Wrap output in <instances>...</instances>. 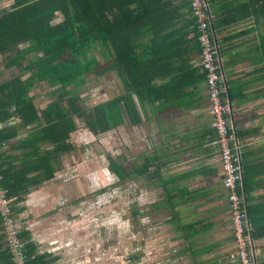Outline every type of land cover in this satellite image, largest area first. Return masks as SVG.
Returning <instances> with one entry per match:
<instances>
[{
  "label": "crops",
  "instance_id": "0c3cea01",
  "mask_svg": "<svg viewBox=\"0 0 264 264\" xmlns=\"http://www.w3.org/2000/svg\"><path fill=\"white\" fill-rule=\"evenodd\" d=\"M2 2L0 9L9 3ZM208 2L241 159L242 188L255 234L253 249L257 264H264V0ZM174 3L181 9L175 20L178 29L175 26L172 31L179 34L180 45L188 42L193 67L200 68L201 54L195 47L197 32L191 23L188 0ZM149 35L146 45L151 43ZM182 50L178 51V61L187 58ZM98 60L103 62L100 68L110 65V60L105 64L101 50ZM19 73L16 67L6 68L0 55L1 80ZM28 76L25 74L23 79ZM102 78L112 84L105 86V91L103 88V95L110 88L113 97L122 93L117 71L99 80ZM175 78L169 76L157 83ZM188 83L190 86L176 95V101L163 99L153 108L147 106V119L143 118L142 124L133 126L127 121L115 129L122 134L124 127L136 130L144 126L146 143H151L146 151L134 156L131 178L135 179H130L131 186L146 180L140 205L149 211L134 209L133 219H121L120 198L115 192L107 195L114 177L121 183L118 176L98 156L79 152L94 136L85 128L72 136L78 153L64 155L60 163L50 161L52 169L47 168L43 152L36 154L24 147L30 133L40 128V122L29 127L31 132H23L4 144L6 154L1 162L8 184L18 192L14 214L22 222V233L28 236L25 246L36 264H121L125 254L135 264H239L229 257L236 249L232 210L223 182L221 150L214 143L216 129L208 87L205 79H189ZM56 89L43 82L30 95L38 108H44L55 100ZM131 138L137 143L136 134ZM154 156L158 159L149 174L133 175ZM23 167L24 172L20 171ZM25 190L28 193L24 194ZM107 214L113 219H106Z\"/></svg>",
  "mask_w": 264,
  "mask_h": 264
},
{
  "label": "trees",
  "instance_id": "16d2710c",
  "mask_svg": "<svg viewBox=\"0 0 264 264\" xmlns=\"http://www.w3.org/2000/svg\"><path fill=\"white\" fill-rule=\"evenodd\" d=\"M5 1L9 3L0 9V55L6 68L20 70L18 75L5 80H1L0 75V125L8 123L0 128V167L4 186L11 197L18 192L7 182V172L1 162L6 154L3 146L23 132H31L29 127L34 123L40 122V128L30 133L24 147L33 149L36 154L43 152L41 156L46 158L47 168H51L50 161L60 163L64 155L76 151L72 136L81 128L99 136L127 124V121L129 125H140L143 118L147 119V106L153 108L155 102L163 99L168 103L176 101V95L190 86L189 79L194 82L205 79L207 84L206 71L201 65L200 68L193 67L188 42L179 44L175 20L181 8L174 0ZM188 4L190 7L189 1ZM60 16L61 20L57 21ZM192 17L191 23L197 32L195 47L201 54L196 18L193 14ZM147 35L152 36L149 45L145 42ZM24 44H27L24 48L20 47ZM181 47L187 58L178 61ZM99 50L105 55V64L110 60V65L105 68H100L103 62L98 60ZM113 71L121 78L122 93L116 97L111 95L92 107L86 105L90 97L84 96V87ZM196 73L195 78H189ZM25 74L29 76L23 79ZM169 76L176 78L157 83ZM43 82L57 88V93L53 102L38 108L30 92ZM223 85L225 90L221 95L225 102V82ZM17 119L20 121L16 122ZM49 146L52 148L48 149ZM157 159L156 156L148 158L133 175L146 176ZM109 160V168L120 182L132 176L126 161L112 156ZM20 171L24 172V167ZM238 191L240 195L244 194L243 188ZM0 224L4 231L1 216ZM251 233L254 237L253 229ZM2 237L0 264H14L4 233ZM27 237L21 234L24 242ZM26 249L28 264H36L30 249Z\"/></svg>",
  "mask_w": 264,
  "mask_h": 264
},
{
  "label": "built area",
  "instance_id": "2783aa9c",
  "mask_svg": "<svg viewBox=\"0 0 264 264\" xmlns=\"http://www.w3.org/2000/svg\"><path fill=\"white\" fill-rule=\"evenodd\" d=\"M193 16L196 18L198 41L201 46L200 65L207 73V85L211 103L213 126L218 138L215 144L220 147L224 171V186L229 190L232 210V227L236 249L229 257L239 264H257L253 249L252 228L249 221L245 194L238 189L243 185V171L238 152L235 130L230 121V104L223 100L225 88L223 66L219 45L213 26V16L208 0H188ZM4 177L0 167V216L4 226V239L12 255L14 264H28L29 256L25 242L21 238L22 222L14 214L15 197L9 196L3 183ZM121 264H135L128 256Z\"/></svg>",
  "mask_w": 264,
  "mask_h": 264
},
{
  "label": "rangeland",
  "instance_id": "374dc122",
  "mask_svg": "<svg viewBox=\"0 0 264 264\" xmlns=\"http://www.w3.org/2000/svg\"><path fill=\"white\" fill-rule=\"evenodd\" d=\"M61 20V16L58 18L57 21ZM100 82V84H99ZM110 82L107 80H104L103 78L99 81L93 80L90 83H88L85 88V94L84 96H89L90 99H87L86 105L89 107H92L93 105L100 103L105 98H108L112 95V89L108 90L109 93L107 95H103V88L105 91V86H110ZM112 85V84H111ZM108 89V87H107ZM81 122V126H83ZM138 131V132H137ZM132 134H136L137 137V143L133 142L134 138H131ZM147 136V129L146 127H140L134 130L130 127H124L122 134L116 132L115 130L106 133L101 134L99 136H93L91 137L92 141L88 143L87 145H84L79 148V152H85L86 155H96L98 156L105 165L106 168L109 166V156L115 158L119 161H126L128 166H130L131 170L135 169V163H134V156L140 155L139 151H146V148L151 147V143L146 140ZM133 139V140H132ZM149 140V139H148ZM136 146H140L136 148ZM153 146V145H152ZM78 153L77 150L75 154ZM139 153V154H137ZM145 153V152H144ZM140 162V161H139ZM135 179L129 178L121 183L118 182V180H115V177L112 181L109 183V189L110 191H107V195L115 192V196L120 198V205H121V219H133L132 214L134 209H137L139 212L141 211H147L148 209L145 208V206H141L140 199L142 196V190L143 188V182L146 180L141 181L138 180L134 183H132L131 186V180ZM144 179V178H142ZM136 203L135 205H133ZM149 211V210H148ZM140 217H137L136 219H139ZM106 219H113L110 218V215H106ZM143 219V218H142ZM130 255L125 254L123 257H128ZM123 258V260H124ZM122 260V261H123Z\"/></svg>",
  "mask_w": 264,
  "mask_h": 264
},
{
  "label": "water",
  "instance_id": "95a60500",
  "mask_svg": "<svg viewBox=\"0 0 264 264\" xmlns=\"http://www.w3.org/2000/svg\"><path fill=\"white\" fill-rule=\"evenodd\" d=\"M6 126H8V123L0 125V128L6 127Z\"/></svg>",
  "mask_w": 264,
  "mask_h": 264
}]
</instances>
